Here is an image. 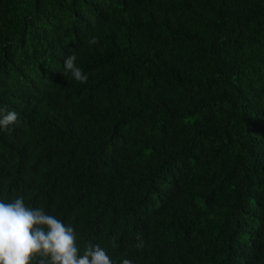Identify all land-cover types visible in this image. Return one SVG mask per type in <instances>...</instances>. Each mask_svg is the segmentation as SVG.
Returning a JSON list of instances; mask_svg holds the SVG:
<instances>
[{
	"label": "trees",
	"instance_id": "obj_1",
	"mask_svg": "<svg viewBox=\"0 0 264 264\" xmlns=\"http://www.w3.org/2000/svg\"><path fill=\"white\" fill-rule=\"evenodd\" d=\"M4 108L0 200L81 254L264 264V0H0Z\"/></svg>",
	"mask_w": 264,
	"mask_h": 264
},
{
	"label": "clouds",
	"instance_id": "obj_2",
	"mask_svg": "<svg viewBox=\"0 0 264 264\" xmlns=\"http://www.w3.org/2000/svg\"><path fill=\"white\" fill-rule=\"evenodd\" d=\"M89 45L98 43L92 37ZM75 54L64 61V71L75 81L87 83L88 75L79 68ZM19 123L16 111L0 109V131H7ZM136 248H143L140 235L135 237ZM0 264H116L99 244L88 242L81 246L73 226L66 225L54 215L46 214L42 208L26 206L24 197L12 202L0 200ZM120 264H133L124 258Z\"/></svg>",
	"mask_w": 264,
	"mask_h": 264
}]
</instances>
